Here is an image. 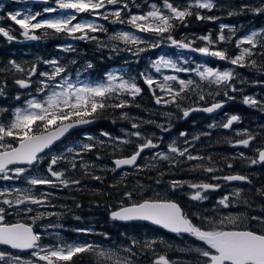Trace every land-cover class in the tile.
I'll return each mask as SVG.
<instances>
[{
    "label": "rangeland",
    "instance_id": "374dc122",
    "mask_svg": "<svg viewBox=\"0 0 264 264\" xmlns=\"http://www.w3.org/2000/svg\"><path fill=\"white\" fill-rule=\"evenodd\" d=\"M16 1L20 4L15 6V12L21 13L20 17L15 16L16 19L20 21L25 16H28V18L34 17L35 27H45L50 30L54 29V31L62 30L70 35L67 36L68 38H75L76 36L71 34L76 31H85V37L90 36L92 38L91 34L105 24V19L113 23L115 27L116 31L114 33L118 36L115 46L122 49L123 45L126 47L130 45V50L126 55L119 58L123 66L121 73L117 70H110L106 80L95 81L91 70V62L88 63V61L77 64L78 59H74L69 62V64L75 65L74 72L71 70L68 72V68L63 64L58 65L56 60L43 62V65L47 68L34 79L33 76H30L32 82L34 81L37 85H31L30 83L25 85L24 82L18 83L22 92L12 96L9 101L17 100L21 94H26V98L20 104L17 102L12 107L7 118L0 116V152L14 147L24 137L31 135L30 125L27 123L33 118L47 114L48 116L44 118L45 127L57 126L67 121V118L60 116L63 112L81 108L86 100H90L88 102L91 104L90 109L94 111L98 107L97 101L103 96H108L109 91L117 90L120 92L122 89H126L131 93L134 90L138 92L139 89L135 79L125 76L128 71L127 65L132 62H138L139 60L145 62L141 71L146 81L151 84V87H146L155 94L153 100L161 103L162 110L167 108L171 103V99L181 98L182 94L176 90L178 83L184 90L188 86L190 88L196 87L195 95L198 97L207 98L204 94L207 92L210 95L208 98L211 99V88L221 87L225 78L232 76L236 70L239 71L235 67V64L238 63V56L225 58L223 55H218L217 52L210 51L215 59L219 60L221 58L227 61L210 65L204 60H186L187 54L178 46H168L167 44L162 46L161 39L150 33V31H157L152 26L160 21L159 11L148 14L130 13L129 8L122 9L121 3L114 2V0H48L49 4L37 2L34 9L31 7L34 12H31L30 8H27L25 12V8L21 3L30 0ZM210 4L211 0H198L196 2V5L200 6H209ZM117 14L119 15L118 18ZM253 34V30H251L244 37L249 40L253 38ZM85 37L83 36L84 39ZM154 38L156 40H153ZM58 45L63 49L70 50L73 48L71 45L74 44L59 42ZM147 47L151 48L147 49ZM138 53H140V56ZM183 62L189 66L183 68ZM183 69H186L188 74L181 78L180 73ZM164 77L167 79H164ZM176 77H178V81L175 80ZM172 81L177 83L174 84ZM256 84L259 85L258 82ZM197 87L201 89L200 92H198ZM250 87L252 86L250 85ZM100 93L106 94L102 95ZM221 93L225 94L224 89ZM95 94H100L97 100H95ZM244 101L250 105L252 110L264 111V101L256 98L255 93L246 95ZM80 104L81 106H79ZM102 104H99L100 107ZM120 113L122 114V112ZM239 123H241L240 120L231 129H250L248 122ZM107 124L111 126L110 121ZM255 124L254 126H257V129L264 127V121H260V119ZM113 125L116 132L104 136V140H102L106 145L118 146L121 149H133L132 146L144 145L143 141L147 140L145 132L142 133L139 124L135 121L129 122L128 127H119L118 129L115 123ZM128 134L134 137H130ZM151 135L153 137L154 132H151ZM95 140L98 139L94 134L85 132L80 137H74L71 134L66 140L45 152L32 170H26L24 167H11L0 173L1 223H17L26 220V224L39 227L38 234L40 235V243L28 254H11L7 253V250H0V264H75L71 259L72 256L75 254L82 255L79 253L83 249H86L87 253L85 254H87L89 260L77 262V264H99L96 258H93L96 255H99L100 258L119 261L122 264L135 262L133 260L134 247L131 243V240L135 237L134 233L131 236H125L126 231H124L122 235H118L116 238L112 235H105L101 238L100 236L106 233L103 232L100 236L93 235V237L91 235L95 232V226L90 224L88 230H86L87 232L84 233H90L91 235L79 236L75 240L68 239L69 236L66 235L65 231H70V228L63 222L68 212L59 205L49 202L52 191L59 190L67 183L64 171L67 168L73 170L82 167V164L76 166L74 162L82 161L83 147L87 148L89 142ZM179 140L182 142L181 139ZM153 143L162 145L169 142L155 140ZM158 156H165V152L161 151ZM138 167L129 169V171L121 170L117 173L122 175L136 174L139 170ZM209 186L205 187L194 182L180 185V187H185L184 193L188 195L189 200L187 205L193 208L192 213L196 216L195 218L199 217L200 221H204L207 217L221 219V215H225L227 222L230 224L240 221L241 216L238 214L225 212L227 208L229 210L228 203L236 200L238 195L234 196L232 195L234 192L228 191L223 197L217 195L215 198H209L212 194V188ZM235 188L238 189V187ZM178 192L180 193L181 190ZM206 198L211 204L210 207L206 206L205 211L210 212V215L199 212V209L202 208L200 202ZM3 216L5 217L4 221L2 220ZM7 216L10 217L7 218ZM7 219H10L11 222H7ZM77 222H81L80 217ZM67 223H74V220L70 217ZM81 223H85V220H82ZM86 225L88 226V223ZM143 237L147 245L150 241H155L160 246L165 243L164 238H156L152 235V232H145ZM198 239L202 240L203 238ZM177 249L178 247L169 252L171 258H168V260L171 264H174L173 260L185 259L188 255H197L200 257L199 260L206 262L211 261L216 256L214 247L209 241L203 244L200 243L196 248L185 246L180 250ZM78 255L76 256L77 260L80 257ZM178 255L180 256L178 257ZM104 263L108 264L107 262Z\"/></svg>",
    "mask_w": 264,
    "mask_h": 264
},
{
    "label": "trees",
    "instance_id": "16d2710c",
    "mask_svg": "<svg viewBox=\"0 0 264 264\" xmlns=\"http://www.w3.org/2000/svg\"><path fill=\"white\" fill-rule=\"evenodd\" d=\"M197 1L114 0V2L121 3L122 9L129 8L130 13L148 14L159 11L160 21L152 26L157 31H150V33L155 34V37L161 39L162 46L165 44L168 46H176L179 43H184L197 49H207L209 52H217L218 55H223L225 58L238 56V63L235 64V67L239 71L236 70L232 76L225 78L221 87L211 88V99L227 100L228 114L237 115L241 124L248 122L250 129L257 128V126H253V123L258 121V119L264 121V111L252 110L250 105L244 101V98L246 95L255 93L256 98L264 101V0H211L209 6L196 5ZM118 16L117 14V18ZM251 30L254 32L253 38L246 40L244 35ZM84 33L85 31H76L71 35L83 38L85 36ZM66 34L62 30L54 31L52 29L46 35V39L42 40L43 42L34 45L29 58H25L26 56L23 57V55H18L16 58L12 57L17 62L31 60L32 62L30 63H24L25 68L29 66L28 69H31L29 72L23 73L22 71L11 68L9 64L5 65V62L9 61V59L0 56V60L3 61L2 65L0 64V116L7 118L12 107L17 102L20 104L26 98V94H21L17 100L9 101L12 96L17 95L18 92H22L19 89L20 86L18 83L24 82L25 85L29 83L31 85H37L34 81L32 82L30 76H33L34 79L46 69L42 65V62L45 60H56L58 65L63 64V66L68 68V72L69 70L74 72L75 65L69 64V62H72L76 59L75 56H77V64L88 61V63L91 62V70L93 69L94 39L86 36L75 47L66 50L58 45L60 41L70 36ZM153 40L156 39L154 38ZM150 48L147 47V49ZM115 59L118 58L116 57ZM187 66L189 65L185 64V62L182 63L183 68ZM257 82L259 85L256 84ZM179 85H176V90L182 94V99L193 102L198 98L195 95L196 87L190 88L188 86L184 90ZM222 89H224L225 94L221 93ZM197 90L200 92L201 89L198 88ZM204 94L207 98L210 97L207 92ZM154 96V93H150L142 85L140 94L134 97ZM191 99L193 100L191 101ZM89 101H84V104L79 109L73 111L68 110L60 115L67 118V121L100 118L101 121L99 123L85 130L74 132V137H80L85 132L94 134L97 128L103 130L106 134L115 133L112 127L107 124L108 121H113L117 118V114L110 109L111 104L107 105V103H104V106L102 105L100 107L99 113L95 110L91 111ZM130 104L134 107L133 102ZM134 109L138 108L134 107ZM45 115L33 118L27 123L30 125V134L40 133L55 126L45 127L46 123L44 122V118L48 116L47 114ZM258 129L262 131L264 127ZM127 150L124 148L121 149L120 147L117 148V146L108 148V145L102 149L95 148V145L89 142L87 148L83 147L81 153L82 161L74 162L76 166L82 164V167H77L73 170L67 168L64 171L67 183L59 190L52 191L49 202L57 206L59 205V207H62L68 212L63 221L70 228V231H65L66 235L69 236L67 238L75 240L79 236L91 235L90 233H84L87 232L86 230H88L90 224L95 226V232L91 236H100V234L106 232L100 237L103 238L105 235H112V237L116 238L118 235H122L124 231H126L125 236H131L134 233L135 237H133L131 243L134 247L135 254L133 255V260L135 262H130V264H156L155 260L158 258H165L167 260L171 258L169 254L170 250L174 251L177 247V250L185 246H194L196 248L200 243L208 242L207 240L198 239L200 237L195 235L167 234L142 222L125 225L114 222L109 218L111 211L121 206L143 201V173L139 171L136 174L122 175L118 174L113 168L108 167V165L111 166L109 163H111L112 159L123 156L127 153ZM253 160V156L249 154L236 156L226 150L225 164L222 167L220 166L221 168L219 167L220 160L218 153H213L208 163L210 166L214 164L216 168L212 166L209 169L203 170L177 163L176 167L175 165L171 167L174 169H161V171L156 173L157 176L153 174L154 170H151L152 173L149 170L148 174L159 180L162 177L161 182H169L172 179H177L183 183L196 182L200 177L207 178V181H210L213 178L232 174L245 176V188L241 190L236 200L228 203L229 210L227 208V211H225L228 214L230 212L238 214L241 216L240 221L230 224L227 222L225 215H221V219L207 217L204 221H200L199 217L195 218L196 216L190 215L188 207H185V213L186 217L195 225L198 233L210 234L226 229H246L253 231L252 217L254 213L253 204L255 203L252 198L251 187L254 179ZM200 163L202 162L197 160L193 166H200L198 165ZM174 172H177V174H174ZM259 173L260 180H263L264 175L261 172ZM170 196L172 199L176 197L175 195ZM175 201L180 204L177 199ZM9 217L7 216V218ZM70 217L74 220V223L68 224L67 222ZM79 217L81 222L85 220V223L77 222ZM7 220L11 222L10 219ZM21 222L27 223L26 220H22ZM87 223L88 226L86 225ZM145 232H152V235L156 236V238H164V245L160 246L155 241H150L149 245H147L146 241L143 240V234L145 235ZM178 242L181 244H178ZM85 253H87L86 249H83L79 253L82 255L75 254L71 259L75 264L89 260ZM77 255L80 256L78 260L76 258ZM93 258H96L99 264H106L104 262L108 264H122L119 261L100 258L99 255ZM199 258L197 255H188L185 259L173 260V263L202 264L206 262L199 260Z\"/></svg>",
    "mask_w": 264,
    "mask_h": 264
},
{
    "label": "flooded vegetation",
    "instance_id": "af4514ba",
    "mask_svg": "<svg viewBox=\"0 0 264 264\" xmlns=\"http://www.w3.org/2000/svg\"><path fill=\"white\" fill-rule=\"evenodd\" d=\"M34 1L35 0H30L21 3L25 8V12L27 11V8L31 9V7H33L34 9L36 6ZM44 3L49 4V1L44 0L43 4ZM19 4L20 3L16 0H0V30L2 32L0 33V56L9 59V61L5 62V65L9 64L11 68L26 73L31 69H28L29 66L25 68L24 63H30L32 61L28 60L27 62H17L15 61V58L18 55H23V57L26 56L25 58H29L34 45L43 42L42 40L46 39V35L50 29L45 27H35L33 19L34 17L28 18V16H25L20 21L16 19L15 16L20 17L21 15V13L15 12V6ZM33 9H31V12H34ZM104 21L105 24L100 26L98 30L91 34L92 39H94L95 47L93 49L94 58L92 69L95 81L104 79L106 80L107 74L110 72V70H117V72L121 73L123 66L119 61V58L126 55L130 50V45L127 47L123 45L122 49L115 46V41L118 40V36L114 33L116 31L115 27L113 23H110L105 19ZM20 25H22L23 28ZM81 39L84 38L78 36L75 38L67 37L60 42H62V44H74L71 46L75 47V45L81 42ZM138 55L140 56V53H138ZM186 56L187 60H202L192 55ZM75 57L77 59V56ZM116 57L118 59H115ZM217 60L218 59H215V57L211 55V57L205 59L204 61H207L210 65H214L216 62H224V60L221 58L218 61ZM2 62L3 61L0 60L1 65ZM144 64L145 62L142 60H139L138 62H132L127 65L128 71L126 73L124 72L126 77H130V79L133 80L135 79V83L139 89L138 92L134 90V92L131 93L126 89H122L120 92L117 90L109 91L110 93L106 92L109 95L100 98L97 101L98 107L95 109V111L100 113V103H103V106L104 103H107V105L111 104L110 109H112V111L117 114V118L113 121H110L114 132H116V130L113 123L117 125L118 129L119 127H128L129 122L131 121H135V123L139 124L140 130L143 134L145 132L147 140L143 141L144 145L140 146V144H138L137 147L132 146L133 149L129 148L127 153L122 156L129 157L138 153L137 163L133 165V167L129 166L121 169L129 171V169H135L137 166H139L138 172L140 171L144 176V180L142 182L144 193L142 200L174 201L177 203V201H175V199H177L179 203L184 206L182 207L177 203L182 208L184 214L186 215L185 207H188L190 215H193V208L187 205L189 200L188 195L184 193L185 187H180V185H184L188 182L183 183L177 179H172L169 182H161L163 179L162 177L160 180L156 177H151L150 174H148V171L150 170L151 172V170H154L153 174L157 176L156 173L161 171V169H170L174 165L176 167L177 163L205 170L212 166L216 168L214 164L210 166L208 163L211 154L213 153H218L219 155V167H222L225 164L226 150L236 156L249 154L250 156H253L254 159L252 163L254 179L251 187L252 198L255 203L253 204L254 213L252 217V227L253 232L264 235V176L263 180H260L259 176V172L264 175V163L260 164L257 160L258 154L264 146V130L261 131L257 128L239 130L231 129L235 123L238 124L239 122V117L237 116L236 117L238 120L228 129L226 124L228 120L232 117H235V115L228 114V103L223 99L198 97L195 101L188 102L187 99L177 97L176 100L174 97H172L174 99H171V103L167 106V108L162 110L161 103H159L157 100H153L155 97L135 98L136 95L140 94L142 85L145 87H151V84L146 81V78L141 71L144 67ZM43 66L47 68V66ZM187 74L188 71L184 69L180 73V77L182 78ZM164 79L167 78L164 77ZM175 80L178 81V77H176ZM172 82L174 84L177 83L174 81ZM149 92L153 93L150 90ZM100 94L105 95L104 93ZM120 94L121 96H119ZM95 95V100H97L99 95ZM192 100L193 99H191V101ZM132 102L134 107H137L138 109H134V107H132L130 104ZM214 105L217 106L215 113H210L212 111L210 109L208 112L205 111V109L211 108ZM120 112H122V114ZM94 119L97 121L95 124L101 121L99 117ZM255 123H253V126L256 125ZM151 132H154L155 134L153 137H151ZM94 135L98 139L92 141V144L95 145V148L102 149L104 146H106V143L102 140H104V136H107L108 134L97 128L94 132ZM128 136L134 137L131 134H128ZM174 138L176 139L172 143ZM66 139L67 137L64 140ZM179 139H181L182 142ZM155 140H162L165 143L169 142L171 144H155L153 143ZM113 146L114 145H108V148ZM117 148L119 147L117 146ZM161 151L165 152V156H158ZM197 160L202 163L198 164L200 166H193ZM113 161L114 159H112L111 163H109L111 166L108 165V167L113 168L116 172L121 171H117ZM203 163L204 165H202ZM14 167H24L26 170H32L34 168L33 166L20 165ZM174 174H177V172H174ZM227 177L228 176L217 177L211 179L210 181H207V178L200 177L194 183H200L205 187L210 185L209 187H212L213 196H211V194L209 198H215L217 195L223 197L228 191L234 192L232 193L234 196H239L241 190L245 188V176H243L245 181L242 183H231L227 180ZM235 187H238V189ZM180 190L181 192L179 193L178 191ZM170 195H175V199H172ZM200 203L202 208L199 209V212L210 215V212L205 211L206 206L210 207L211 203H209V200L206 198ZM2 220H5L4 216ZM7 222H9V220H7ZM8 224H13V222L3 224L0 220V225ZM29 226L32 227L33 232L36 234L38 239L37 243L30 251L21 252L2 245H0V250H7L6 252L11 254H28L33 251L35 246L40 243V235L38 234L39 227L37 225H35V227L32 225ZM214 260L215 259L213 258L211 261H208L205 264L212 263Z\"/></svg>",
    "mask_w": 264,
    "mask_h": 264
},
{
    "label": "water",
    "instance_id": "95a60500",
    "mask_svg": "<svg viewBox=\"0 0 264 264\" xmlns=\"http://www.w3.org/2000/svg\"><path fill=\"white\" fill-rule=\"evenodd\" d=\"M34 2H44V0ZM20 26L23 28L22 25ZM0 33H2L1 30ZM179 46L201 59L209 57L208 52L188 44L179 43ZM216 108L217 106L214 105L205 111L208 112L210 109L212 110L210 113H215ZM235 121L236 117L230 118L226 127L229 128ZM95 122L96 120L92 119L64 122L46 131L23 138L13 148L0 152V171L17 165H35L39 156L64 140L67 135L76 130L88 128ZM137 160L138 153L129 157L116 158L113 163L119 170L135 165ZM257 160L260 164L264 163V146ZM227 180L231 183H242L245 178L240 175H230ZM109 218L122 224L142 222L171 235L195 233V229L185 217L182 208L173 201L145 200L137 204L122 206L111 211ZM200 237L208 240L216 250L215 261L208 264H264V235L250 230L229 229L213 234H200ZM36 243L37 236L29 225L23 222L0 225V245L27 252ZM155 263L169 264L164 258L156 259Z\"/></svg>",
    "mask_w": 264,
    "mask_h": 264
}]
</instances>
